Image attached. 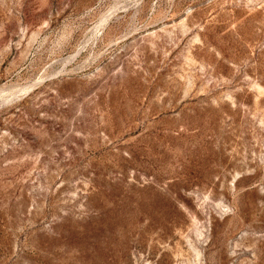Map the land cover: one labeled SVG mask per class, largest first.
Here are the masks:
<instances>
[{"label": "rangeland", "instance_id": "obj_1", "mask_svg": "<svg viewBox=\"0 0 264 264\" xmlns=\"http://www.w3.org/2000/svg\"><path fill=\"white\" fill-rule=\"evenodd\" d=\"M0 264H264V0H0Z\"/></svg>", "mask_w": 264, "mask_h": 264}]
</instances>
